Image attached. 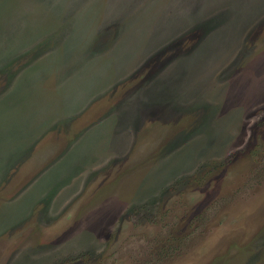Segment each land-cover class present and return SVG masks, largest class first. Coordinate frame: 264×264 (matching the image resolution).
I'll return each mask as SVG.
<instances>
[{
	"label": "rangeland",
	"instance_id": "374dc122",
	"mask_svg": "<svg viewBox=\"0 0 264 264\" xmlns=\"http://www.w3.org/2000/svg\"><path fill=\"white\" fill-rule=\"evenodd\" d=\"M0 264H264V0H0Z\"/></svg>",
	"mask_w": 264,
	"mask_h": 264
}]
</instances>
